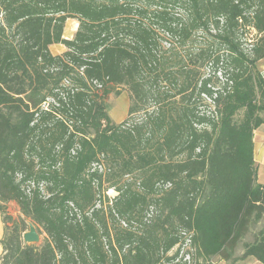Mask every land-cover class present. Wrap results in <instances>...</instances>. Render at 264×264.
<instances>
[{
	"label": "trees",
	"instance_id": "trees-1",
	"mask_svg": "<svg viewBox=\"0 0 264 264\" xmlns=\"http://www.w3.org/2000/svg\"><path fill=\"white\" fill-rule=\"evenodd\" d=\"M262 59L264 0H0V264H163L185 240L230 260L264 219ZM118 86L129 107L112 123ZM105 183L117 195L99 206ZM243 257L264 264V227Z\"/></svg>",
	"mask_w": 264,
	"mask_h": 264
},
{
	"label": "rangeland",
	"instance_id": "rangeland-1",
	"mask_svg": "<svg viewBox=\"0 0 264 264\" xmlns=\"http://www.w3.org/2000/svg\"><path fill=\"white\" fill-rule=\"evenodd\" d=\"M74 22V23H73ZM78 23L76 20L69 19L65 23L64 31H63V38L65 39H72L75 31L77 30V27L74 25ZM256 33L253 30H250L248 36H245L246 39H250L251 37H255ZM241 42H242V49L245 50L246 53H249L252 44H250V41L247 42L244 40V38L241 37ZM50 52L53 55H60L61 53L64 52L65 47L62 45H52L49 47ZM257 70L261 73L262 76H264V59L259 61L256 64ZM205 76L208 74L210 75V78L213 82L221 81L219 73H216L215 75L208 70L204 71ZM106 102V107H107V113L108 116L111 120L112 123H120L122 122L126 116H127V111L129 107V92L127 89L123 86H118V87H111V92L106 96L105 99ZM142 115H136L134 117L135 121H139L141 119ZM253 143H254V161H255V167H256V182L257 184H263L264 183V125L259 127L256 131H254V136H253ZM98 168L101 169L99 166H93V168ZM138 190L140 189L138 182L136 181L135 177L132 176H125L122 179V185L128 184ZM109 183L103 184L102 187V199H101V204L99 206L103 205L105 202L104 195L107 196L110 200H112L116 195V191L113 188L106 189L108 187ZM125 187V186H124ZM106 190V191H105ZM6 210L9 215L13 217V219L18 220V218H22V215L20 214L18 206L14 202H10L6 205ZM152 210H149L147 214V218H150L152 216ZM28 223L29 221H26V231H28ZM113 224L116 227L122 226L125 227L126 225L118 220L113 222ZM264 227V219L260 220L258 223L251 224V226L248 229V232L245 234V236L242 238V240L239 242L237 245L233 257L230 260H223L219 257H213L212 259L208 261H204L198 255L195 253V250L189 246L188 241L185 240L184 243L181 244L180 250L178 252L177 258L170 262H163V264H261L257 262L254 258L252 257H243L244 253V246L246 244H251L254 242L256 239L258 232ZM36 229V228H35ZM38 230L41 232V228L38 227ZM3 235V224L0 216V239L2 238ZM181 235H184L181 233ZM45 237V234L42 232L40 234V242H42V239ZM38 245V244H37ZM176 247L172 249L167 256L171 257L175 251ZM2 253V249L0 246V255Z\"/></svg>",
	"mask_w": 264,
	"mask_h": 264
},
{
	"label": "water",
	"instance_id": "water-1",
	"mask_svg": "<svg viewBox=\"0 0 264 264\" xmlns=\"http://www.w3.org/2000/svg\"><path fill=\"white\" fill-rule=\"evenodd\" d=\"M23 242L29 245H37L40 242V235L38 234L35 226L28 223V231L22 235Z\"/></svg>",
	"mask_w": 264,
	"mask_h": 264
},
{
	"label": "crops",
	"instance_id": "crops-1",
	"mask_svg": "<svg viewBox=\"0 0 264 264\" xmlns=\"http://www.w3.org/2000/svg\"><path fill=\"white\" fill-rule=\"evenodd\" d=\"M75 27H77V24L76 25H74Z\"/></svg>",
	"mask_w": 264,
	"mask_h": 264
},
{
	"label": "bare ground",
	"instance_id": "bare-ground-1",
	"mask_svg": "<svg viewBox=\"0 0 264 264\" xmlns=\"http://www.w3.org/2000/svg\"><path fill=\"white\" fill-rule=\"evenodd\" d=\"M74 23V22H73ZM76 25V24H75Z\"/></svg>",
	"mask_w": 264,
	"mask_h": 264
}]
</instances>
